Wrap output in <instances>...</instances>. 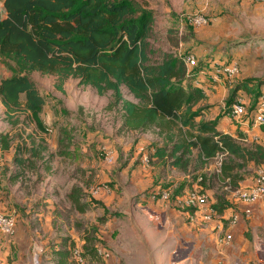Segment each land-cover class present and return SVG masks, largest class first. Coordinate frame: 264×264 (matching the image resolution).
Returning a JSON list of instances; mask_svg holds the SVG:
<instances>
[{
  "label": "rangeland",
  "instance_id": "374dc122",
  "mask_svg": "<svg viewBox=\"0 0 264 264\" xmlns=\"http://www.w3.org/2000/svg\"><path fill=\"white\" fill-rule=\"evenodd\" d=\"M134 1L149 13L148 40L153 61H160L166 51L177 55L192 53L196 56L198 64L204 62L201 69L206 71L209 67L208 61L211 58L218 56L221 59L222 57L230 59L234 58L235 55H245L247 52L257 50L259 53L257 58L261 63L258 70L264 72V0ZM196 16L206 17L205 23L200 25L194 23L193 18ZM15 70L30 73V76L36 80L45 97V103L40 114L37 115L42 124L43 119L47 120L48 127L53 129V132L49 134L47 129L43 130V127L37 125L35 119L31 115L28 116L22 108L12 112V118H9L8 113L4 111V104L2 105L0 102V129L7 128L10 124L16 125V123L28 125L30 121L35 127L34 129L30 127L28 131L31 128L32 130L24 133L28 140L23 142L26 147H23L21 153L25 159L24 162L15 165L16 168L10 165L6 166L7 172L16 173L18 177H15L18 182L15 186L10 185L13 187L14 193L12 206L16 210L13 213L10 210L2 209L13 215L15 226L11 234H4L0 231V264H106L104 257L97 250L99 246L97 243L101 238L99 236L101 225L105 223L109 214L122 218L124 213L119 208L113 210L107 207L105 209L102 203L93 205L94 198L87 194V190H84L83 186L77 185L76 193L80 203H84L85 209L78 211L74 206L70 209L60 208L59 212L55 210L50 213L52 218L48 217L50 223H47L43 215V189H48V187L45 184L43 186L44 169L40 159L42 156L50 159V168H52L53 173H49L48 176L45 170L44 177L46 176L48 179L50 190L55 189L61 196L69 187L64 177L65 174L69 177L77 175L79 181L82 178L86 179V177H84L82 164H78L75 169L72 165L60 170L62 163L59 156L64 153L62 151L64 147L61 142H57V136L67 133V138L73 140L72 137H76V134L79 133L77 141L79 144L85 145L87 142L89 143L88 139L93 140L95 147L91 146V150L96 163L102 162L101 159L104 160L105 156L109 154L103 144L110 142L114 145L112 150H117L114 154L115 162L119 160L122 163L125 157L130 158L134 155V146L136 139H138L134 138L136 133L144 132V137L151 140L150 143H143L144 148L147 147L150 152V147L155 143L151 138V135L155 134V129L151 127L143 131L137 130L138 132H132L128 129V132H121L119 126L122 118L121 103L114 104V96L111 90L98 94L93 86L89 84L77 85V79L71 77L65 80L64 90H59L55 87L57 79L55 75L29 69L14 54V49L5 44L0 48V78L3 73H13ZM249 79L252 82H257L260 77L251 76ZM240 80L236 76L232 81V86L240 83ZM121 89L124 97L132 98L124 85ZM251 92L255 94L256 90L253 89ZM202 114L205 115V113ZM12 119L17 120L13 123ZM200 122H202L201 116H196L194 123ZM16 128L18 131L19 126ZM86 130L94 135H87ZM43 133L47 139L43 138ZM13 135L18 140L25 141L22 134L15 132ZM119 135L126 139V143L128 139L130 140L129 148L125 150L121 148L122 144L116 140ZM157 136L158 139L162 138ZM43 139L49 146L48 149L43 150L44 153L42 151L40 158V151H37L36 148L43 147ZM149 157L151 165L153 161L150 154ZM188 157L190 163L186 170L177 167L171 171L172 173L179 171L186 175L181 180L183 183L180 189L184 188L187 180L194 183L198 174L202 175L199 184L204 189H225L218 173H221L223 160L228 159L227 154L218 153L208 161L202 162L197 157V149L193 148ZM79 159L82 161L84 157H79ZM233 161L237 160L233 158ZM139 162V155H137L134 165L139 166ZM93 169L96 173L98 172L97 167ZM188 186L190 188L192 185L189 184ZM154 187L158 186L149 189ZM88 201L93 205L92 208L88 207ZM58 215L63 219L67 218L65 220H68V223L64 220L62 224L65 223V225L58 224L55 219ZM72 230L73 232L77 231L74 235L72 234L73 236L70 234ZM57 238L60 240L56 241ZM72 245L80 249L81 261L70 257ZM35 253L37 254V261L33 258ZM58 253L59 256L57 257Z\"/></svg>",
  "mask_w": 264,
  "mask_h": 264
},
{
  "label": "trees",
  "instance_id": "16d2710c",
  "mask_svg": "<svg viewBox=\"0 0 264 264\" xmlns=\"http://www.w3.org/2000/svg\"><path fill=\"white\" fill-rule=\"evenodd\" d=\"M2 4L5 14L0 15V48L7 44L29 69L55 75L59 90H64L63 84L70 77L77 79V85L93 86L98 94L111 90L114 104L121 103L122 125L127 129L154 128L165 145L156 153L167 154L172 165L186 170L193 148L202 162L226 152L228 159L223 160L218 176H230L232 185L237 186L243 174L235 168L244 167L249 160L264 161L263 145L240 144L217 129L216 119L194 123L200 110L192 107L204 93L191 80L204 62L188 70L183 55L170 51L160 61H153L149 13L134 0H2ZM250 81L247 78L237 83L231 95ZM122 85L136 101L123 96ZM0 98L9 118L22 108L45 130L37 115L45 97L28 73L15 70L1 77ZM12 138L8 131L0 132V147L9 148ZM23 147V143L17 144L13 153L18 164L25 160ZM46 148L43 139V147L36 148L40 158ZM181 186L174 194L181 192ZM77 190L73 186L68 197L83 211L85 205L80 203ZM214 206L218 211L217 204Z\"/></svg>",
  "mask_w": 264,
  "mask_h": 264
},
{
  "label": "crops",
  "instance_id": "0c3cea01",
  "mask_svg": "<svg viewBox=\"0 0 264 264\" xmlns=\"http://www.w3.org/2000/svg\"><path fill=\"white\" fill-rule=\"evenodd\" d=\"M4 14L5 9L2 4L0 6V15ZM257 54H259L258 51L253 50L245 55H235L234 58L230 59L222 57L225 60L235 59L239 62L240 73L237 75L241 79L239 82L251 78V76L260 77L257 82H248L247 87L241 86L235 95H231V89L235 87L232 86V82L225 78H211L206 71L201 69L204 65L198 68L196 76L191 80L193 85L201 88L204 93V96L192 107L200 110L197 116L200 115L202 121L216 119L218 121V130L248 147H253L254 144L264 146V125L236 120L230 116L228 109L230 103L239 97L249 102L253 101L256 96L251 91L255 89L257 92L264 88V72L258 70L261 67V63L257 58ZM214 58L218 59L219 57L216 56ZM10 74L9 72L3 73L2 77ZM28 74L30 75V73ZM197 81L198 83H196ZM129 99L136 101L133 96L132 98L129 97ZM229 99L231 100L229 101ZM0 102L3 105L1 98ZM4 108L6 112V107ZM24 112L28 116L31 115L29 111L24 110ZM42 113L41 117L43 118ZM202 113H205V115ZM43 124L49 134L53 132V129L48 127L49 123L46 119H43ZM17 126H19L18 131ZM119 126L121 132H128V129L122 125V118ZM30 127L35 128L31 121L28 125L16 123V125L12 126L10 124L9 127L0 129V132L8 131L9 135L13 136L9 148L0 147L2 185L0 209L10 210L13 213L16 208L12 206L14 193L12 191L13 187L10 185L15 186L17 184L18 180H16V177L18 176L15 172L12 174L7 172L6 166L10 165L16 168L18 165L13 160V153L17 144L28 141L24 133L30 132L32 130L31 128L28 131ZM137 130L143 131L130 129L132 132ZM15 132L22 134L25 137V141L22 139V141L18 140L13 135ZM32 133L35 135L33 131ZM86 134L94 135L87 132V130ZM155 134L151 135L155 143L150 147L149 152L147 147L144 148L143 143H150L151 140L144 137V132L136 133L134 138L138 139H136L134 146V155L130 158L124 156L122 163L119 160L115 162L114 154L117 150H112L114 145L110 142L103 145H105L107 153L109 152L113 156L112 163L107 162L105 159H101L102 162L96 163L91 150V146L95 147L93 140L88 139L89 143L87 142L85 145L79 144L77 141L79 133L76 134V137L71 136L73 140L67 138V133L57 136V142H61L64 147L62 149L64 153L59 156L62 163L60 170L72 165L73 169H75L78 164H82L86 179L82 178L79 181L77 175L69 177L65 174L64 177L69 187L60 196L55 189L50 190L48 179L46 176L44 177L45 170L48 176L49 173H53L52 168H50V159L45 157L40 159L43 162L44 169L43 186L45 184L48 187V189H43V215L45 221L50 223L48 217H51L50 213L55 210L59 212L63 208H72L73 205L68 194L73 186L80 185L84 187V190H87L89 196L94 198L93 205L102 203L105 209L107 207L113 210L119 208L124 213L122 218L109 214L105 223L101 225L99 232L101 238L97 245H105L104 247H108L111 250L110 256L104 257L106 264H264V200L251 203L250 214H245L242 209L246 205L233 191L225 189L214 190L212 188L204 189L209 200L217 204L218 212L223 217H228L234 211L240 213L235 223L225 218L224 228L220 229L216 227L215 223L217 220L209 222L202 221L199 218L190 220L187 212L175 206L172 199L155 198L150 195L149 188L153 186H168L175 191L177 185L180 186L183 183L181 181L184 178L183 176H186L179 171L172 173L171 171L177 169V167L170 163L168 155L159 156L156 153L157 149L165 145L163 138L158 139L157 134ZM44 137L47 139L43 133ZM116 140L122 144L121 148L124 150L129 148L131 144L129 139L126 143V139L120 137V135L117 136ZM46 145V149H48L49 145L47 143ZM168 146H170V143ZM141 147L147 154H150L153 161L148 167L141 163L140 155L143 151ZM137 155H139L140 160L139 166L134 165ZM79 157H84V159L81 161ZM94 167L98 168L97 173L94 171ZM259 168H264V161L254 162L249 160L244 167L238 168V172L243 174V176L237 180V186L250 185L253 182L254 174ZM218 174L220 175V173ZM4 176L7 178L5 179ZM226 177L231 179L230 176ZM225 178L220 179L223 182ZM190 181L187 180L185 182L183 190L189 188V184L193 186L196 183V181L194 183ZM87 205L89 208L93 206L89 201ZM55 219L58 224H62L67 218L63 219V217L58 215ZM65 221L68 223V220ZM62 225H65V223ZM75 232L77 231L73 232L72 230L70 234L74 235ZM225 232L231 234V238L227 241L223 239ZM59 240L57 238L56 241ZM58 256L59 253L57 254ZM70 257L73 258L72 256Z\"/></svg>",
  "mask_w": 264,
  "mask_h": 264
},
{
  "label": "built area",
  "instance_id": "2783aa9c",
  "mask_svg": "<svg viewBox=\"0 0 264 264\" xmlns=\"http://www.w3.org/2000/svg\"><path fill=\"white\" fill-rule=\"evenodd\" d=\"M1 5L2 0H0V6ZM205 21L206 17L204 16H196L193 18V22L198 25L205 23ZM183 59L187 65L188 70L198 65L197 58L192 53L183 55ZM208 66L209 67L206 72L213 79L225 78L229 82H232L240 72L239 62L235 59L225 60L221 58H211L208 61ZM196 83H198V81ZM228 113L236 120L250 121L254 124L264 125V88L257 93L255 99L251 102L243 100L240 97L236 98L235 101H232L230 103ZM141 149L143 150L142 147ZM218 153L226 154V152ZM105 160L109 163H112L113 156L109 153L105 156ZM140 160L142 165H144L145 167L150 165L149 154H147V152H145L144 150L141 152ZM201 180L202 175L198 174L196 176V183L192 187L186 188L181 192L175 194L173 189L168 186L154 187L150 189L149 192L150 195L155 198L172 199L175 206L184 209L187 212L190 220H194L196 218H199L202 221L206 222L217 220L215 224L216 227L220 229L224 228L225 218H227L230 222L235 223L238 220L240 213L238 211H234L228 217H223L217 211L213 203L209 200V197L205 192L203 186L199 184ZM223 184L226 190L233 191L235 195L244 202L246 206H244L242 212L245 214H250L251 203L258 200H264V168L257 169L253 177V182L248 186H233L229 177H226L223 180ZM14 226L15 219L13 215L0 209V231L4 234H11L14 231ZM230 238L231 234L229 232H225L223 239L227 241ZM97 250L103 257H108L111 254L110 249L104 246H98ZM71 256L75 260H82L80 249L75 245L72 247ZM33 258L37 261L36 253L34 254Z\"/></svg>",
  "mask_w": 264,
  "mask_h": 264
}]
</instances>
